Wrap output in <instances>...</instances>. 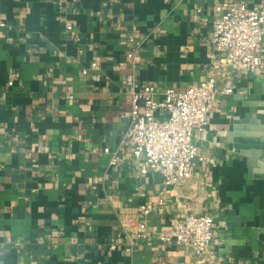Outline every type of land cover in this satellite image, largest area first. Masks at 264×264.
<instances>
[{"label":"crops","instance_id":"0c3cea01","mask_svg":"<svg viewBox=\"0 0 264 264\" xmlns=\"http://www.w3.org/2000/svg\"><path fill=\"white\" fill-rule=\"evenodd\" d=\"M224 2L264 0H0V264H264V178L247 155L264 151V70L219 76L232 92L198 133L204 158L168 192L120 147L123 77L159 91L206 80ZM190 213L214 217L205 257L157 236ZM125 221L155 235L126 252Z\"/></svg>","mask_w":264,"mask_h":264},{"label":"built area","instance_id":"2783aa9c","mask_svg":"<svg viewBox=\"0 0 264 264\" xmlns=\"http://www.w3.org/2000/svg\"><path fill=\"white\" fill-rule=\"evenodd\" d=\"M216 10L219 13L214 19L211 37L216 72L206 80L194 81L184 90L166 87L159 91L155 85L139 83L133 74L123 77L122 84L131 98V111L120 147L129 148L140 161L142 175L162 174L164 192L191 178L196 160L204 158L196 143L198 133L208 126L218 96L232 92L230 87L218 86L219 76H229L240 70H264V3L248 7L224 2L217 5ZM3 26L5 22L0 20V27ZM68 29L71 35H76L73 25H68ZM129 55L134 56V52ZM91 68L98 70L99 65L93 62ZM94 78L99 79V75ZM13 83L9 80V85ZM118 159L115 152L112 164ZM142 208L149 212L145 205ZM122 225L127 230L123 248L129 253L155 235L144 222L134 225L125 221ZM214 233L215 220L211 214L190 213L168 230L158 232L157 236L164 243L188 248L205 257ZM116 247L112 245L113 249Z\"/></svg>","mask_w":264,"mask_h":264},{"label":"water","instance_id":"95a60500","mask_svg":"<svg viewBox=\"0 0 264 264\" xmlns=\"http://www.w3.org/2000/svg\"><path fill=\"white\" fill-rule=\"evenodd\" d=\"M247 155L250 170H253L255 167L260 168L261 171L257 173V176L264 178V151L259 152V150L253 149V151L248 152Z\"/></svg>","mask_w":264,"mask_h":264}]
</instances>
